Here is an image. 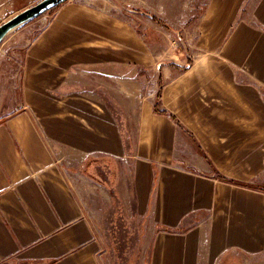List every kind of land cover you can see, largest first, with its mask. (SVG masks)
Listing matches in <instances>:
<instances>
[{
    "label": "crops",
    "instance_id": "1",
    "mask_svg": "<svg viewBox=\"0 0 264 264\" xmlns=\"http://www.w3.org/2000/svg\"><path fill=\"white\" fill-rule=\"evenodd\" d=\"M48 14L0 43V264H264V0Z\"/></svg>",
    "mask_w": 264,
    "mask_h": 264
},
{
    "label": "water",
    "instance_id": "2",
    "mask_svg": "<svg viewBox=\"0 0 264 264\" xmlns=\"http://www.w3.org/2000/svg\"><path fill=\"white\" fill-rule=\"evenodd\" d=\"M68 1L69 0H40L36 4L23 9L21 12L0 25V43L11 31Z\"/></svg>",
    "mask_w": 264,
    "mask_h": 264
},
{
    "label": "rangeland",
    "instance_id": "3",
    "mask_svg": "<svg viewBox=\"0 0 264 264\" xmlns=\"http://www.w3.org/2000/svg\"><path fill=\"white\" fill-rule=\"evenodd\" d=\"M38 1L40 0H0V25L5 23L7 20L12 18L19 12H21L23 9L36 4ZM48 13L49 12L37 18H40L41 21L37 23V26L35 28L36 33L42 30L44 26L48 23L46 22L48 21L47 16L50 17Z\"/></svg>",
    "mask_w": 264,
    "mask_h": 264
},
{
    "label": "trees",
    "instance_id": "4",
    "mask_svg": "<svg viewBox=\"0 0 264 264\" xmlns=\"http://www.w3.org/2000/svg\"><path fill=\"white\" fill-rule=\"evenodd\" d=\"M60 6H61V5H60ZM60 6H58V7L54 8V9H52V10L49 11V12H52V11L58 9ZM36 19H37V18H36ZM34 20H35V19H34ZM31 21H33V20H31ZM185 69H186V68H181V70H185ZM158 98H159V96H158ZM153 112H154L155 114L165 115V116H168V117H171V118H172V115H170V114L167 113L166 111H162V110H160L159 100H157L156 103L154 104V106H153ZM215 176H216V178H217L218 180H220V181L233 183V184H236L237 186L247 187L246 185H243V184H240V183H235V182L229 181V180L223 178L222 176H220L218 173H215Z\"/></svg>",
    "mask_w": 264,
    "mask_h": 264
}]
</instances>
